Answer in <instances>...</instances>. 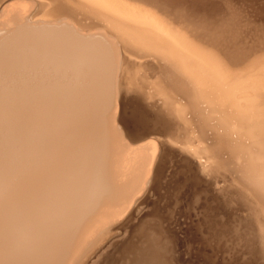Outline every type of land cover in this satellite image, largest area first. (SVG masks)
I'll use <instances>...</instances> for the list:
<instances>
[{"label": "bare ground", "instance_id": "6f19581e", "mask_svg": "<svg viewBox=\"0 0 264 264\" xmlns=\"http://www.w3.org/2000/svg\"><path fill=\"white\" fill-rule=\"evenodd\" d=\"M35 1L30 13L1 12L0 74L15 77L0 81V264H163L153 245L130 254L133 238L151 217L170 226L176 208L178 217L189 208L194 234L208 231L207 264L219 249L231 253L224 264H264V45L235 66L203 30L207 11L193 26L183 0ZM220 150L239 164L226 166ZM184 175L198 193L171 207ZM222 194L247 206L233 217L242 232Z\"/></svg>", "mask_w": 264, "mask_h": 264}, {"label": "rangeland", "instance_id": "374dc122", "mask_svg": "<svg viewBox=\"0 0 264 264\" xmlns=\"http://www.w3.org/2000/svg\"><path fill=\"white\" fill-rule=\"evenodd\" d=\"M223 1V2H222ZM227 2L226 3H228V4H226L225 3V0H183V2H182V10L181 11H183V13H185L184 15H186L185 17H182V18H190L191 17V20L190 21H194L195 22V24H193V26H195V25H197V23L196 22H198V25L197 26H200V23H201V19L202 18H200L201 16V12H204V13H206V11H207V13L206 14H204L205 15V18H204V20L202 21V27H203V30H205V33L207 32V30H209V32L208 33H210V34H212V35H218L219 37H217L218 38V43H219V45L221 46V44L223 45L224 43L226 44H224L225 46H222L221 48H220V46H219V48L222 50V52L223 53H225L226 55H232V56H229L230 57V60L232 61V63H234L235 64V66L237 65V67H241L242 65H244L245 63H248L249 61H251V59H254V58H256V57H259L257 54H259L258 52H257V50H262L263 49V45H264V31L262 30L263 28H264V0H262L261 2H259L260 0H226ZM234 1V2H233ZM238 1H240V3H238ZM242 1H243V3H242ZM245 1V2H244ZM249 2V3H247V2ZM251 1H252V4H251ZM258 1V2H257ZM196 2V3H195ZM219 2V3H218ZM211 3V4H210ZM212 3L214 4V5H212ZM216 3V4H215ZM222 3V4H221ZM235 3V4H234ZM236 3H237V5H236ZM245 3V4H244ZM258 3V4H257ZM260 3V4H259ZM12 4H20L21 6H24L25 7V9H24V11H26L27 13H30V12H33V9L34 8H36V6H37V3H36V1L35 0H0V25L3 23V22H5V20L3 19V17H2V11L4 10V9H6V8H8L10 5H12ZM183 4H185V5H183ZM198 4V6H196ZM219 4V5H218ZM244 4V5H243ZM246 4H247V6H246ZM202 5V6H201ZM204 5V6H203ZM206 5V6H205ZM218 5V6H217ZM220 5H221V7H220ZM231 5V6H230ZM235 5V6H234ZM240 5H242V6H240ZM254 5V6H253ZM256 5V6H255ZM211 6H214V8L213 9H215V7H216V9L217 10H213L212 8H211ZM238 6V7H237ZM263 6V7H262ZM187 7V8H186ZM198 7V8H197ZM207 7H208V10H207ZM219 7V8H218ZM222 7H223V9H222ZM228 7V8H227ZM244 7V8H243ZM247 7H248V9H247ZM255 7V8H254ZM191 10H190V9ZM206 8V9H205ZM226 10H225V9ZM232 8V9H231ZM246 8V9H245ZM199 9V10H198ZM203 10V11H200V10ZM212 9V10H211ZM244 9H245V12H244ZM258 9V10H257ZM224 10V11H223ZM229 10V11H228ZM235 10V11H234ZM252 10H254V11H252ZM197 11V12H196ZM214 11H215V13L216 14H214ZM218 11H220L219 13H218ZM228 11V12H227ZM263 11V12H262ZM167 12H168V10H167ZM172 12L173 11H171V14H172ZM239 12V13H238ZM245 14H244V13ZM250 12H253V13H250ZM177 13V12H176ZM176 13H174V14H176ZM182 13V14H183ZM196 13V14H195ZM200 15H199V14ZM222 13V14H221ZM226 13H228V14H226ZM238 13V14H237ZM250 13V14H249ZM169 14H170V11H169ZM188 14V15H187ZM213 15L214 16V18L215 19H212L211 20V18H213V16H209V17H207L206 15ZM218 14H220V16H218ZM240 14H241V16H240ZM251 14H252V16H251ZM27 15H29V14H26V18H25V23L27 24V25H29V26H35L36 24H39V22H37V21H35L34 19H30V17H28ZM176 15H178V14H176ZM180 15V14H179ZM217 15V16H216ZM225 16V18H224V16ZM227 15H229L228 16V18H227ZM232 15V16H231ZM235 15V16H234ZM247 15V16H246ZM255 15V16H254ZM183 16V15H182ZM216 16V17H215ZM245 16V17H244ZM180 17H181V15H180ZM196 17H198V18H196ZM207 17V18H206ZM237 17V18H236ZM243 17V18H242ZM251 17V18H250ZM185 19L186 20V22L188 21V19ZM210 18V19H209ZM218 18H220V20H221V22H220V20L218 19ZM225 19V20H223V19ZM231 18V19H230ZM251 20H250V19ZM196 19V20H195ZM209 19V20H208ZM234 19V20H233ZM244 19V20H243ZM259 19V20H258ZM184 20V21H185ZM198 20V21H197ZM208 20V21H207ZM218 20V21H217ZM223 20V21H222ZM230 20V21H229ZM206 21V22H205ZM213 22V24H211L212 22ZM235 21V22H234ZM238 21H239V23H238ZM257 21V22H256ZM33 22H35V23H33ZM37 22V23H36ZM216 22V23H215ZM243 22H244V24H243ZM257 24H255V23ZM30 23V24H29ZM33 23V24H32ZM188 23H190V22H188ZM208 25H207V24ZM209 23L213 26V28H212V26L211 25H209ZM224 23V24H223ZM242 23V24H241ZM248 23V24H247ZM250 23V24H249ZM251 23H253V24H251ZM260 23V24H259ZM4 24V23H3ZM73 24V23H72ZM191 24V23H190ZM205 24V25H204ZM219 24V25H218ZM223 24V26H221ZM234 24V25H233ZM263 24V25H262ZM216 25L217 26H219V27H217L216 28ZM235 25H237V26H235ZM244 25V26H243ZM260 26V30L261 31H259L258 29L259 28H257V26ZM208 28H207V27ZM230 26V27H229ZM251 26H252V28H251ZM253 26H255V27H253ZM225 27V28H224ZM226 27H228V28H226ZM233 27V28H232ZM240 27H242V28H240ZM205 28H207V29H205ZM219 28V29H218ZM230 28V29H229ZM217 29V30H216ZM222 29L224 30V32L222 31ZM226 29V30H225ZM227 29H229V31H227ZM237 29V30H236ZM243 29V30H242ZM251 31H250V30ZM255 29V30H254ZM211 30H213V31H211ZM232 30V31H231ZM211 31V32H210ZM225 31H226V33H225ZM238 31V32H237ZM218 32H219V34H218ZM228 32H229V34H228ZM234 32V33H233ZM257 32H258V34H257ZM259 32H261V34H263V35H261ZM217 33V34H216ZM251 33V34H250ZM253 33V34H252ZM223 36H222V35ZM243 36H242V35ZM249 34V35H248ZM220 35H221V38H220ZM227 35H228V37H227ZM231 35V36H230ZM258 35V36H257ZM234 38H233V37ZM237 36H239L238 38H237ZM242 36V37H241ZM248 36V37H247ZM255 36H257V37H255ZM262 36V37H261ZM223 37V38H222ZM255 37V38H254ZM228 38V40H227V42L226 41H224V40H226ZM230 38V39H229ZM239 39V40H238ZM243 40H245L246 42H244ZM248 40V41H247ZM256 40V41H255ZM233 41V42H232ZM252 41V42H251ZM255 41V42H254ZM224 42V43H223ZM228 43H229V45H228ZM232 43V44H231ZM237 43H238V45H237ZM244 43H246L245 45H243ZM248 43V44H247ZM250 43H251V45H250ZM253 43V44H252ZM260 45H259V44ZM234 44V45H233ZM236 44V45H235ZM247 45V46H246ZM237 46V47H236ZM256 46H257V48H256ZM241 47V48H240ZM243 47V48H242ZM250 47V48H249ZM227 48V49H226ZM229 48H233V49H229ZM246 48V49H245ZM248 48V49H247ZM255 48V49H254ZM225 49H226V51H225ZM244 49V50H243ZM249 49H251L252 51H253V53H252V51L250 50L249 51ZM224 50V51H223ZM243 50V51H242ZM246 50V51H245ZM230 51V52H229ZM231 51H232V53H231ZM254 51H256V52H254ZM241 52H243V53H241ZM244 52H245V54H244ZM230 53V54H229ZM237 53H239V58H237V56H238V54ZM249 53V54H248ZM241 54H243V55H241ZM246 55V56H245ZM250 55V56H249ZM257 55V56H256ZM248 56V57H247ZM235 58V59H234ZM237 58V59H236ZM243 58V59H242ZM247 58V59H246ZM241 59V60H240ZM245 59H246V61H245ZM235 60V61H234ZM242 60L244 61V62H242ZM242 64V65H241ZM233 65V64H232ZM5 73H6V75H5ZM3 74L5 75V76H3ZM9 74H11V73H9V72H2V74H0V78H1V80L0 81H4L5 83H6V85L9 83H12L13 81H14V77L15 76H13V75H15V74H12V75H9ZM2 75V76H1ZM9 77H8V76ZM7 76V77H6ZM5 77H6V79L8 80L9 78L11 79V80H13L12 82L10 81V79L6 82L5 81ZM157 77V76H156ZM4 78V79H3ZM3 79V80H2ZM2 82H0L1 84H2ZM5 83H3V85H5ZM147 92H149V90L147 91ZM130 94V95H129ZM127 93V94H125L124 96H126V98H131V97H133L134 99H139L140 100V98H138L137 97V95H136V97L137 98H135V95H133V93ZM129 95V96H128ZM142 103V102H141ZM125 109H126V112H130L131 110L132 111H135L136 109H137V104L135 103V102H131L130 100H127L126 102H125ZM151 116V115H150ZM144 117H148V115H144ZM159 133V134H158ZM157 133V136L159 135H161V133H162V135H163V137H164V135H169V132H167V134H166V132H158ZM174 132H172L171 133V135L173 134ZM158 136V137H159ZM160 138H162V136H160ZM169 144L167 145L166 143H165V145H164V148H169ZM189 146V145H188ZM172 147H174V146H172ZM172 147H170V148H172ZM193 148H190V150H192ZM223 152L225 151V150H222ZM222 151L220 150V154H219V156L220 155H222L223 157H225V158H223V157H221L220 156V159L223 161V162H226V163H224V164H226V166H235V164H239V162H238V160H237V162H236V159L235 158H231L230 159V161H228L229 159H227V151H225L224 153H222ZM224 154V155H223ZM227 154V155H226ZM227 156V157H226ZM227 159V160H226ZM165 159H162V161H164ZM225 160V161H224ZM231 160H234V161H232L231 162ZM228 162V163H227ZM233 162L235 163V164H233ZM230 163H232V164H230ZM172 164V163H171ZM171 164L169 165L168 163L166 164L165 163V166H167L166 168H168V169H166V168H164L163 170H169V167H168V165L169 166H171ZM230 164V165H229ZM223 166H225V165H223ZM236 166H238V165H236ZM168 173H169V171H166V174H165V171H163V173H162V178L163 179H166L167 178V176L166 175H168ZM163 174L165 175V176H163ZM224 174H226V172L224 173ZM228 174V173H227ZM226 174V175H227ZM233 174V173H232ZM228 176H229V174H228ZM184 177H185V179L183 180V181H181V183H180V187H182L183 189H182V191H180V193H179V195L176 197V199H175V201L173 202V203H171V207H177V206H179V203L178 202H187V200L188 199H190V198H192V199H194V195H195V193H198V191H197V189L194 191L193 190V184L192 183H190L191 182V180L192 179H190V177L191 176H186V175H184ZM182 182H184V183H182ZM218 185H222V182H219V184ZM185 189V190H184ZM182 194V195H181ZM230 195V196H229ZM221 196H223L224 198H222V197H220L219 199L220 200H222L223 202H225L226 204H224L223 203V207L226 209V210H228V211H230L231 212V219L233 218V217H239L240 218V220H242V219H244L243 217H242V214H241V211H239V210H248V209H246V205L244 204H241L240 205V203H238V199H236L235 197H236V195H231V194H228V195H224V194H222ZM225 196L227 197V198H229V199H227V198H225ZM235 196V197H234ZM238 197V196H237ZM222 198V199H221ZM234 198V199H233ZM232 199L234 200V201H232ZM146 200L150 203V204H155L157 201H158V198L156 199V196H149L148 195V197L146 198ZM233 203H232V202ZM162 202V201H161ZM161 202H159V204L161 203ZM231 202V203H230ZM177 203H178V205H177ZM228 203V204H227ZM231 205H233V206H231ZM240 205V206H235V205ZM227 205V207H225ZM229 205V206H228ZM243 205V206H242ZM161 206V205H160ZM141 207H143V205L142 206H140V208ZM230 207V208H229ZM231 207H233V208H231ZM237 207V208H236ZM242 208V207H245V208H242V209H240V208ZM146 209H144L143 208V210L141 211V213H140V215L138 216V218H140V217H143L144 215H148V214H152L153 213V210L154 209H156L153 205L152 206H149V207H145ZM181 208H183V207H181ZM228 208V209H227ZM237 210H236V209ZM178 209V210H177ZM230 209H232V210H230ZM234 210V211H233ZM238 211H239V213H238ZM176 212L178 213V212H180V209L179 208H176V209H172L171 210V214H170V220L171 219H173L174 221L170 224V226L168 225V223H163L162 222V220L161 219H158L157 217H151V218H149L147 221H148V223L147 224H145V229H144V233H141V234H136V237H134L133 238V242H134V248H133V251L130 253V254H138L139 252H140V250H145L146 248H148V246L149 245H153V248H155V249H159V250H162V251H164V253H165V256H164V258H163V264H174V262H173V257H174V255H177L178 257H179V259L181 260V263L180 264H207V262H208V258H209V255H210V253H212V255H213V253H214V250L212 249L213 248V242L209 239L208 240V238L210 237V236H207V235H209L208 234V231L207 230H205V231H201L200 230V232H197L196 234H194L193 232H194V230H195V225H193V214L190 212V210H189V208H188V211L186 212V216H181V217H178V215H175L176 214ZM233 212V213H232ZM237 212V213H236ZM244 212V211H243ZM242 212V213H243ZM232 214L234 215V216H232ZM238 214V215H237ZM240 214V215H239ZM243 215H245V214H243ZM173 216V217H172ZM230 219V220H231ZM235 219H237L238 220V218H233V221L236 223L235 225L236 226H233L234 227V229H236V231H240V232H242V229L243 228H240L239 226V224H238V222L235 220ZM165 220V219H164ZM177 220H179V221H177ZM181 220V221H180ZM239 220V221H240ZM199 221H200V219H199ZM197 223V222H196ZM201 223V222H200ZM178 224H181V228H183L185 231H186V234L185 235H183L182 233H180V226H178ZM232 224V223H231ZM238 224V225H237ZM177 227V228H176ZM236 227H238V229L236 228ZM242 227V226H241ZM167 228H170V230L172 231V232H170V231H168V232H166V230L165 229H167ZM150 229V230H149ZM183 229H181V230H183ZM188 229H189V232H188ZM149 230V231H148ZM157 232H156V231ZM152 232H154V233H152ZM157 233V235H156V233ZM158 233H159V235H158ZM239 233V232H238ZM155 234V235H154ZM151 235V236H150ZM177 236L178 237V241L177 242H174V244L176 245L175 246V248H173L172 249V247L174 246L173 244H171V243H167L166 244V240H168L169 239V237H172V236ZM124 236H126V233L124 234ZM139 236V239H138V241H137V237ZM156 236V237H155ZM180 236V237H179ZM176 237V238H177ZM126 238V237H125ZM115 239H118V237L117 238H115ZM120 240L122 239V238H119ZM154 239V240H153ZM180 239V240H179ZM117 241H119V240H117ZM150 241V242H149ZM180 241V242H179ZM113 242H115V241H113ZM157 242V243H156ZM160 242H161V244H160ZM158 244V245H157ZM171 244V245H170ZM165 246V247H164ZM144 247V248H143ZM169 247V248H168ZM195 247V248H194ZM109 248V247H108ZM198 248V249H197ZM207 250H206V249ZM116 250L114 251V252H112L111 253V255L109 256V259H110V257H113L114 255H118V253L116 252L117 251V248H115ZM167 249H169V251L167 250ZM195 250V252H194V250ZM198 250V251H197ZM168 252V253H167ZM175 252V253H174ZM116 253V254H115ZM224 252L223 251H221L220 249L218 250V251H216L215 252V254H216V260H217V262H216V264H220L221 262H219V261H221V259L223 260L222 262H223V264H224V262H225V259H226V261H228L227 260V258L230 256V255H228L227 253H230V251L228 252H226L225 251V253L223 254ZM231 254V253H230ZM212 255L210 256V257H212ZM223 255V256H222ZM238 255V254H237ZM131 256V255H130ZM219 256V257H218ZM225 256V257H224ZM239 256V255H238ZM227 257V258H226ZM245 257V256H244ZM205 258V259H204ZM240 257H237V260L239 259ZM109 259H107V261L109 260ZM201 259V260H200ZM242 259V258H241ZM110 260H112V259H110ZM240 260V259H239ZM222 264V263H221Z\"/></svg>", "mask_w": 264, "mask_h": 264}]
</instances>
